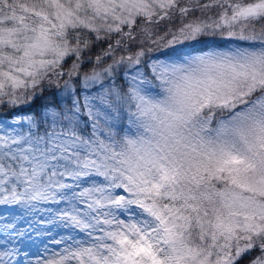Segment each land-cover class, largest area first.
Returning <instances> with one entry per match:
<instances>
[{"label": "snow or ice", "instance_id": "1", "mask_svg": "<svg viewBox=\"0 0 264 264\" xmlns=\"http://www.w3.org/2000/svg\"><path fill=\"white\" fill-rule=\"evenodd\" d=\"M0 264H264V0H0Z\"/></svg>", "mask_w": 264, "mask_h": 264}]
</instances>
